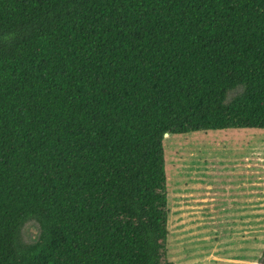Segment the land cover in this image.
<instances>
[{"label": "trees", "instance_id": "1", "mask_svg": "<svg viewBox=\"0 0 264 264\" xmlns=\"http://www.w3.org/2000/svg\"><path fill=\"white\" fill-rule=\"evenodd\" d=\"M227 128H264V0H0V264H174L163 140Z\"/></svg>", "mask_w": 264, "mask_h": 264}, {"label": "rangeland", "instance_id": "2", "mask_svg": "<svg viewBox=\"0 0 264 264\" xmlns=\"http://www.w3.org/2000/svg\"><path fill=\"white\" fill-rule=\"evenodd\" d=\"M163 145L169 260L264 264V128L170 134ZM21 236L34 242L38 223Z\"/></svg>", "mask_w": 264, "mask_h": 264}, {"label": "crops", "instance_id": "3", "mask_svg": "<svg viewBox=\"0 0 264 264\" xmlns=\"http://www.w3.org/2000/svg\"><path fill=\"white\" fill-rule=\"evenodd\" d=\"M237 213H241V211H234L232 214H237Z\"/></svg>", "mask_w": 264, "mask_h": 264}, {"label": "water", "instance_id": "4", "mask_svg": "<svg viewBox=\"0 0 264 264\" xmlns=\"http://www.w3.org/2000/svg\"><path fill=\"white\" fill-rule=\"evenodd\" d=\"M168 133H166L165 135H167Z\"/></svg>", "mask_w": 264, "mask_h": 264}]
</instances>
